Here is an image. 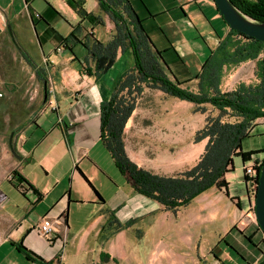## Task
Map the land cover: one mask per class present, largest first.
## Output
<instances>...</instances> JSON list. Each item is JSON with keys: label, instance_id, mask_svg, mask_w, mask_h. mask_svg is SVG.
<instances>
[{"label": "crops", "instance_id": "1", "mask_svg": "<svg viewBox=\"0 0 264 264\" xmlns=\"http://www.w3.org/2000/svg\"><path fill=\"white\" fill-rule=\"evenodd\" d=\"M127 2L162 58L169 79L195 89L196 78L231 35L214 0ZM78 8L96 21L81 17ZM116 34V24L97 0H0V42H12L36 83L42 82L39 109L24 119L18 132L10 133L17 140L18 158L16 175L12 171L0 182V210L9 223L0 237V264H36L26 259L18 244L53 264H256L264 260L254 185L243 173L236 182L244 190L237 193L229 180L235 158L233 170L224 176L226 187H212L193 199L178 225H166L165 220L155 223V214L163 206L137 193L116 167L100 139V106L121 78L130 74L134 55L123 42L109 66L95 72L82 45H90V36L108 44ZM235 68L232 85L225 91L254 81L253 61L229 69ZM222 84L223 77L221 88ZM36 99L30 97L33 103ZM144 101L143 96L136 99L123 133L147 116ZM47 111L55 117L47 116ZM263 125L259 119L250 136ZM195 144L184 163L189 167L198 161L206 140ZM124 150L130 161L160 176L175 177L186 169L182 159L175 158L172 166H163L164 172H154L133 160L125 143ZM242 150L256 149L242 146ZM254 157L258 154L251 160ZM194 201L198 205L191 206ZM44 217L56 221L48 238L37 230ZM218 223L224 231L214 245L192 240L198 227L205 235L209 226ZM184 228L190 236L183 234Z\"/></svg>", "mask_w": 264, "mask_h": 264}, {"label": "trees", "instance_id": "2", "mask_svg": "<svg viewBox=\"0 0 264 264\" xmlns=\"http://www.w3.org/2000/svg\"><path fill=\"white\" fill-rule=\"evenodd\" d=\"M97 1L116 24L117 34L108 44H102L92 36L90 45L82 42L94 71L106 69L115 58L117 49L122 48L123 42H126L134 55V67L130 74L121 78L110 99L100 106V139L110 152L116 167L126 176L134 190L174 213L187 207L193 199L210 188L226 187L224 176L233 170L234 158L240 157L244 164L251 160L252 155L263 153L254 182L257 185L260 169L264 165V147L243 151L242 143L250 136L257 121L264 119V42L230 29V39L217 47L209 63L196 78V88L191 89L185 83L169 79L162 58L144 33L127 0ZM230 2L253 20L264 22V0ZM77 10L81 17L90 22L96 21L93 15L81 8ZM70 37L73 38L74 34L71 33ZM246 61L254 62V81L239 83L229 91L223 90L220 84L224 68L229 69ZM85 69L90 76V69ZM144 88L157 89L171 98L191 103L201 113H204V107L207 106L218 112L215 116L208 114L204 126L195 134L194 143L206 140L198 161L175 177L160 176L143 169L130 161L125 153L124 127ZM13 175H16L15 171ZM17 248L28 261L53 264L51 261H44L21 244ZM256 264H264V260Z\"/></svg>", "mask_w": 264, "mask_h": 264}, {"label": "rangeland", "instance_id": "3", "mask_svg": "<svg viewBox=\"0 0 264 264\" xmlns=\"http://www.w3.org/2000/svg\"><path fill=\"white\" fill-rule=\"evenodd\" d=\"M237 69L224 71L223 90L230 88L232 85L230 78ZM31 73L30 68L17 55L13 43L0 42V182L13 171L16 161V156L9 147L10 133L14 130L18 132L24 119L40 107L37 103L42 98V82L38 85L36 77L31 76ZM34 95L38 98L35 103L30 101V97ZM141 96L146 100L142 107L147 116L142 121L136 122L131 130L123 133L124 143L132 159L154 172H164L163 166L166 165L167 168L172 166L176 159L181 158L180 162L186 163L189 151L196 146L195 134L204 126L206 116L208 114L215 116L218 112L207 106L204 107V113H201L195 105H185L157 89L144 88ZM46 115L55 117L50 111H47ZM11 141L14 151L18 154L16 137L13 136ZM242 146L244 150L263 148L264 125L259 126L253 135L245 138ZM261 158L263 159V155L258 154L254 160L258 161ZM250 162L251 160L248 161L249 164ZM241 165V159L236 157L234 170L229 175V180L235 183L234 189L237 193L244 190V186L236 182L242 180L244 168ZM185 168H189L188 163L182 166V169ZM196 205H198L196 201L191 204V206ZM162 208L157 210L154 217L157 224L165 220L166 225H178L180 217L186 216L184 208L174 213L165 212ZM8 227L9 223L0 210V237ZM201 228L196 229L192 240H205L212 245L216 243L218 235L224 231L220 223L209 226L205 235ZM183 232L184 235L190 236L187 229L184 228ZM221 248L223 247L215 253H219Z\"/></svg>", "mask_w": 264, "mask_h": 264}, {"label": "water", "instance_id": "4", "mask_svg": "<svg viewBox=\"0 0 264 264\" xmlns=\"http://www.w3.org/2000/svg\"><path fill=\"white\" fill-rule=\"evenodd\" d=\"M214 2L220 15L230 29L264 42V22H257L249 16L243 14L230 2V0H214ZM8 29L10 30V26ZM11 138L12 137L10 136V150L18 158V155L13 149ZM254 210L258 225L264 233V165L260 169L259 179L257 182Z\"/></svg>", "mask_w": 264, "mask_h": 264}, {"label": "built area", "instance_id": "5", "mask_svg": "<svg viewBox=\"0 0 264 264\" xmlns=\"http://www.w3.org/2000/svg\"><path fill=\"white\" fill-rule=\"evenodd\" d=\"M262 158L256 161V159H252L250 164L245 165L244 175L248 177V180H251L254 188L256 190L257 185L254 184L255 178L257 175V168L260 166ZM256 193V191H255ZM56 227V221L51 219L50 217H44L37 226V230L39 234L43 237L48 238L50 234L54 231Z\"/></svg>", "mask_w": 264, "mask_h": 264}]
</instances>
